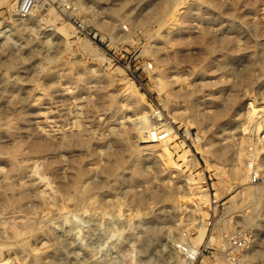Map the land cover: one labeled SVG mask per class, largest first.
Here are the masks:
<instances>
[{
	"label": "rangeland",
	"instance_id": "1",
	"mask_svg": "<svg viewBox=\"0 0 264 264\" xmlns=\"http://www.w3.org/2000/svg\"><path fill=\"white\" fill-rule=\"evenodd\" d=\"M74 2L0 20V260L264 264V0Z\"/></svg>",
	"mask_w": 264,
	"mask_h": 264
},
{
	"label": "built area",
	"instance_id": "2",
	"mask_svg": "<svg viewBox=\"0 0 264 264\" xmlns=\"http://www.w3.org/2000/svg\"><path fill=\"white\" fill-rule=\"evenodd\" d=\"M36 2L37 0H16L11 7L3 11V15L1 13L0 20H3L4 15L8 17H13L18 20L26 19L32 13ZM248 172H249V178L251 184L257 185L263 183L264 179L260 176L259 172H257V169L255 166H253L251 160L249 163ZM201 187H202V192L199 191L200 193L199 196L200 197L202 195L208 196V203L207 204L203 203V205L209 207L210 210L212 209L211 206H218L219 202L216 201V199L214 198L215 195H213L207 179H204L202 181ZM244 240L232 239L231 241H229L225 251L223 252L228 263L235 264L239 260L238 258L239 253L242 250V248H244L245 246ZM191 252L192 250L190 244L180 243L179 245H177V249H176V253L179 256L178 260L172 264H194L200 255L199 254L200 251L198 250V253L196 254Z\"/></svg>",
	"mask_w": 264,
	"mask_h": 264
},
{
	"label": "bare ground",
	"instance_id": "3",
	"mask_svg": "<svg viewBox=\"0 0 264 264\" xmlns=\"http://www.w3.org/2000/svg\"><path fill=\"white\" fill-rule=\"evenodd\" d=\"M2 1H4V0H0V3H2ZM83 0H76V2H74L77 6H79V4L82 2ZM63 3V2H62ZM38 7L37 6H35V8H34V12L36 11V9H37ZM78 8V7H77ZM80 8V7H79ZM21 21V20H20ZM18 23V22H17ZM1 24V23H0ZM4 27H6V26H4ZM63 33V32H62ZM65 33V32H64ZM63 33V34H64ZM84 47H85V49H90L89 48V46L88 45H84ZM83 47V48H84ZM239 64V63H238ZM162 80V79H161ZM160 81V80H159ZM160 84H162L161 82H160ZM159 89V88H158ZM135 91V90H134ZM133 93H135V92H133ZM138 97V96H137ZM250 107H253V114H251V115H257V114H259L260 112H264V109H260V108H257V106H254V105H250ZM252 109V108H251ZM155 117V116H154ZM255 117V116H254ZM151 120V119H150ZM153 121V120H152ZM154 122V121H153ZM150 124H151V126H152V123H151V121H150ZM157 124V123H156ZM151 126H150V128H151ZM153 126H155V123H154V125ZM159 127V128H158ZM156 129H154V128H152L153 129V131L151 132V133H155L154 135L155 136H157V138H159V136L162 138L161 140L163 141L162 143H164V145H168V144H170L173 140H174V135L172 134V133H169V129L166 127V126H164V125H161L160 124V126H158ZM149 128V129H150ZM163 128V129H162ZM151 130V129H150ZM158 132H160V134L158 135ZM255 135L254 136H257V138H261L262 139V135L264 134V128L260 125H258V127H256V130H255ZM264 137V136H263ZM264 139V138H263ZM258 140V139H257ZM254 141H255V139H254ZM83 145H84V142L82 143ZM174 149H178V146H175V147H173ZM167 151H168V149H167ZM169 152V151H168ZM176 152H177V150H176ZM187 154H189L188 153V150L187 151H184L183 153H182V155H180L179 156V158L180 159H182V160H186L187 159ZM167 155H169V154H167ZM171 155V154H170ZM169 155V156H170ZM171 157H172V155H171ZM170 157V158H171ZM190 157V156H189ZM241 157H242V155H241ZM243 158V157H242ZM169 159V158H168ZM172 159V158H171ZM239 159V158H238ZM254 159H256V157L254 158ZM254 159H251L252 160V162H254ZM170 160V159H169ZM168 160V161H169ZM258 163V162H257ZM176 164V163H175ZM259 164V163H258ZM174 165V164H173ZM244 165H245V162H244ZM244 165H243V167H244ZM254 166H257V164L255 163L254 164ZM259 166V165H258ZM243 170H245V168L244 169H242L240 166H238V163L237 164H234V166L232 167V175H234V176H242L243 175ZM258 172V171H257ZM188 182H190V186L192 187V186H195L196 185V190L197 191H201L202 192V187H201V182H202V179H201V181H200V183L199 184H197L195 181H194V179H192V178H190L189 177V179L187 180ZM249 181H250V179H249ZM245 193L244 194H246V195H248L247 197H251V196H255V198L254 199H252L253 201V203L255 204V205H259V204H261V203H263V202H261V200H260V196H259V192H256V191H252V187L251 188H246L245 189V191H244ZM172 195V193H170V196ZM190 195H192V194H190ZM58 196V195H57ZM189 197V196H188ZM197 199H198V201H199V203H200V206L202 207V204L204 203V204H207L208 203V196L207 195H202L201 197L200 196H197ZM234 200V199H233ZM15 201V200H14ZM203 202V203H202ZM185 204H189V205H192V204H194L195 205V199H194V197L193 196H190L187 200H185ZM188 205V206H189ZM193 206V205H192ZM259 207V206H258ZM187 209V208H186ZM64 211V213H66L67 211H66V209H64L63 210ZM201 234V233H200ZM200 234H199V238H197V240L198 239H201V237H200ZM202 236V235H201ZM203 237V236H202ZM197 242V241H196ZM253 251V250H252ZM0 262H3L4 264H6L3 260H0ZM6 262H9V260H7ZM217 264H220V263H217ZM240 264V263H239Z\"/></svg>",
	"mask_w": 264,
	"mask_h": 264
}]
</instances>
